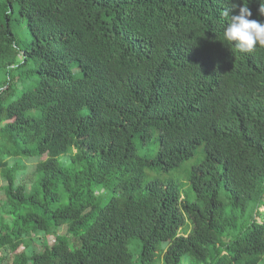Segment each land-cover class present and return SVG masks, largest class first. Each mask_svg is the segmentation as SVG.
I'll return each instance as SVG.
<instances>
[{"label": "trees", "instance_id": "trees-1", "mask_svg": "<svg viewBox=\"0 0 264 264\" xmlns=\"http://www.w3.org/2000/svg\"><path fill=\"white\" fill-rule=\"evenodd\" d=\"M232 3L238 14L241 0H0V264L260 263L264 219L241 218L264 206V48L224 45ZM247 6L264 22L260 0ZM155 130L156 151L136 156ZM200 147L194 202L143 184L146 167L175 170ZM20 155L45 156L35 182L8 166Z\"/></svg>", "mask_w": 264, "mask_h": 264}, {"label": "rangeland", "instance_id": "rangeland-1", "mask_svg": "<svg viewBox=\"0 0 264 264\" xmlns=\"http://www.w3.org/2000/svg\"><path fill=\"white\" fill-rule=\"evenodd\" d=\"M13 30L16 34H18V37L20 39L18 41V45L20 47H23L24 45L23 40H27V41L29 40V35H28V31H27L25 23L20 22L19 25L16 23H13ZM157 135L158 133L155 130L154 137L147 144H142L137 139L134 140L135 155L140 156V157H150L156 151L158 147ZM203 154H204L203 147H200L197 150L194 157L182 163L177 169L169 171V172H165L157 168L146 167L143 172V184L145 185L151 181H159L162 184L176 183L181 188V192L187 197V199L190 202H194L195 196L190 189V184L188 182L187 177L192 167L201 162L203 158ZM44 159H45V156L25 157V156L20 155L14 159H9L8 166L10 167L13 163H16L17 165H19V169L15 173V176L18 182L33 183L38 179V176L35 172L36 165L37 163H39L41 160H44ZM61 160L62 159H60V161ZM4 184H5L4 181L0 178V217H3L4 220L7 221L8 218L3 215L4 210L2 207L4 201H3V193H2L1 188ZM222 191H223L222 192L223 195L221 196H222V200H224L226 199V193L224 192V190ZM97 195H99L100 197V201H99L100 206L103 205V203L111 196V194L107 195L104 190L97 191ZM252 219H256L259 221L264 219V206L263 208H260L259 212H257V209L254 206H250L249 209L244 214V216L241 218V221L249 222ZM186 223L187 225H189V227L187 228V230L181 231L182 233H185V234L188 233L192 227L191 223H189L188 220L186 221ZM57 235L67 236L66 227H62L57 231L56 234H51L48 236H44L41 234L32 235L31 240L29 241L30 246L27 247L25 251L28 254H31L34 251H39V250L41 251L43 250L44 242L47 243L49 246H51L52 244H54ZM128 249L132 255L133 261H136L140 253V245H139L138 239L132 238L129 241ZM19 250H23V247H21ZM3 253L5 252L0 253V257L4 255ZM184 260H186V258ZM183 262L182 264H185V262L184 263ZM259 264H264V255L262 256Z\"/></svg>", "mask_w": 264, "mask_h": 264}, {"label": "clouds", "instance_id": "clouds-1", "mask_svg": "<svg viewBox=\"0 0 264 264\" xmlns=\"http://www.w3.org/2000/svg\"><path fill=\"white\" fill-rule=\"evenodd\" d=\"M221 12L225 20L222 38L224 45L235 49L239 53H251L256 48H264V22L252 20V15L247 6V0H241L238 14L230 15L237 10V5L232 3ZM259 13L264 16V0H260Z\"/></svg>", "mask_w": 264, "mask_h": 264}]
</instances>
